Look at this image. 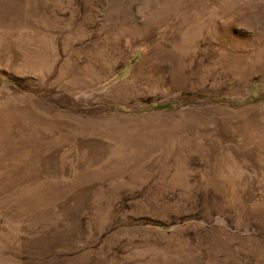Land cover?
Returning a JSON list of instances; mask_svg holds the SVG:
<instances>
[{"label": "rangeland", "instance_id": "1", "mask_svg": "<svg viewBox=\"0 0 264 264\" xmlns=\"http://www.w3.org/2000/svg\"><path fill=\"white\" fill-rule=\"evenodd\" d=\"M0 264H264V0H0Z\"/></svg>", "mask_w": 264, "mask_h": 264}]
</instances>
